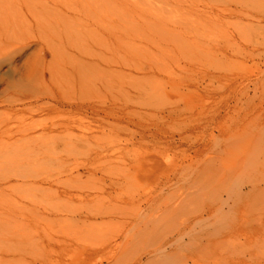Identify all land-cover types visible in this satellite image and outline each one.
Masks as SVG:
<instances>
[{
	"label": "rangeland",
	"instance_id": "374dc122",
	"mask_svg": "<svg viewBox=\"0 0 264 264\" xmlns=\"http://www.w3.org/2000/svg\"><path fill=\"white\" fill-rule=\"evenodd\" d=\"M70 57L82 63L95 59L91 77L84 75L111 86L102 82L100 89L93 82L99 91L68 89L72 72L64 67L71 66ZM74 67L77 77L83 68ZM20 78L62 99L116 108L121 118L83 113L92 133H71L93 135L88 143L66 132L57 139L19 140L17 130L30 127L36 136L66 117L17 113L24 107L9 102L19 95ZM69 138L74 141L67 143ZM4 175L12 187L8 217L0 221V259L10 264L46 259L115 264L117 245L127 256L117 263L131 264L152 248L138 233L143 220L148 213L157 216L167 201L174 208L183 204L178 210L184 214L177 211L172 219L185 233L182 239L173 229L160 233L172 243L164 256L191 258L182 264H264V192L234 202L230 214L224 204L227 192L245 193L246 182L260 179L256 184L264 185V0H0V178ZM63 189L86 199L65 202ZM109 209L110 216L85 222L64 215ZM47 236L71 247L47 255L36 244ZM94 247L99 253L85 259L83 251ZM162 260L143 256L141 264L176 259Z\"/></svg>",
	"mask_w": 264,
	"mask_h": 264
},
{
	"label": "bare ground",
	"instance_id": "6f19581e",
	"mask_svg": "<svg viewBox=\"0 0 264 264\" xmlns=\"http://www.w3.org/2000/svg\"><path fill=\"white\" fill-rule=\"evenodd\" d=\"M52 55V57L54 56L52 53H50V56ZM93 55V54H92ZM92 55H90V56H92ZM51 57V58H52ZM51 58H50V62H51ZM53 58H55V56L53 57ZM56 59V58H55ZM54 59V60H55ZM72 58L70 57V62H68V65L70 64L71 66H69V69L67 70V69H65V68H67V67H64V70H65V72L66 73H71V78H70V80L69 81H67V82H69L68 83V89H72V88H74V87H76V89L74 88V90H77V87L79 88V91L81 90V93H82V91L83 90H88L87 88H89V90L91 89V90H93V88H95V84L93 83V82H96V81H94L93 79H94V77H93V79L92 78H89V77H91L90 76V74L92 73V69H89L90 67V65H92V63L94 62V64H95V59H94V61L92 62V61H87V63L85 62V63H82L83 61H79V62H81L82 64H73L74 62H76V63H79L78 61H72L71 60ZM57 60V59H56ZM55 60V61H56ZM53 61V60H52ZM54 61V62H55ZM62 61V60H61ZM102 61V60H101ZM67 62V61H66ZM66 62H65V64H66ZM104 62V61H103ZM97 63H98V61H97ZM63 64H64V62H63ZM74 65H76V67H78L79 69L80 68H83V70H84V68H85V71H87L88 69L90 70V72H89V70H88V72H84L83 73V70L81 69L80 70V75H78L77 74V77H74V75H73V73L75 72V71H72L71 70V68L74 70V69H76L75 67H74ZM98 65V64H97ZM94 65H92V67H93ZM96 66V65H95ZM71 67V68H70ZM97 67V66H96ZM95 67V68H96ZM15 68V67H14ZM77 68V69H78ZM97 68H99V67H97ZM96 68V69H97ZM96 69H94L95 71H96ZM63 70V71H64ZM67 70V71H66ZM69 70H71L70 72H69ZM99 70V69H98ZM102 70V68H100V73L103 71H101ZM105 70V69H104ZM14 71H17V69L16 70H14ZM14 71H13V73H14ZM81 71H82V73H81ZM97 72V74H99V72L98 71H96ZM65 73V74H66ZM85 73H90V74H88L89 75V77H86V75H84ZM106 73V72H105ZM62 74V73H61ZM75 75H76V72L74 73ZM82 74H83V76H82ZM94 74V73H93ZM92 74V75H93ZM102 74V73H101ZM95 75V74H94ZM104 75V73L102 74V76ZM65 76V75H64ZM66 76H67V74H66ZM79 76V77H78ZM81 76V77H80ZM96 76V75H95ZM86 77V78H85ZM99 77H101L100 75H99ZM22 78V77H21ZM21 78H20V80H17V82H16V84H15V89H17L16 91H18L19 92V95L15 98V99H13L12 101L10 100V102H9V104H10V106H11V104H13V106H15L14 104H16V105H21V107L23 106L24 108H22V109H18V110H16L17 111V113H23V112H25V111H28V112H31V113H34V112H38L39 110L40 111H46V112H57V113H61V114H65L66 115V117H65V119H63V118H61V119H63V120H61L60 119V121L59 122H53V123H51V125L49 126V127H46V128H42L41 129V132L39 133V134H36V136H33L32 134H33V129L32 128H30V127H24V128H22V129H20V130H17L16 132H20V134H21V137H20V139L19 140H31V139H35V138H40L41 139V137H43V139H44V137H54V139H57V137H62V134L61 133H64V132H66V133H68L69 135H70V137H72L74 140L75 139H77V141H79V142H87L88 143V141L93 137V135H91V136H88V135H85V134H79V135H74V134H72L71 132H72V130L74 131V129H77V130H80L79 132H82V131H84L83 129H85V132L87 131V132H91L92 131V129L91 128H85L84 127V125H83V123H85V120L87 119L85 116H82L83 115V113L85 114V113H87L88 111H91L95 116H96V118H98V117H100L99 119L100 120H105V119H109V117L111 116H113L114 118H118V119H120L121 117H118L117 115H116V110H114V109H116V108H112V109H102V110H99L98 108H96L95 107V105H92V104H90V103H85V102H78V101H75V99H62V97L61 96H56V94L55 93H53V92H50V93H44L43 91H38V90H36L35 88H33V87H31V86H29L27 83H23L22 82V80H21ZM26 78V77H25ZM24 78V79H25ZM49 80L51 81L52 79H51V77L49 76ZM62 78H64V77H62ZM76 78H78V79H76ZM97 78H98V75H97ZM103 77H101V79H102ZM65 79V78H64ZM68 79V78H67ZM27 80V79H26ZM29 80V79H28ZM93 80V81H92ZM103 80H104V78H103ZM65 81V80H64ZM102 81V80H101ZM106 81V80H105ZM56 81H54V83H55ZM59 82V81H58ZM100 82V81H99ZM104 84L103 85H105V82L104 81H102ZM102 82L100 83L101 85H102ZM107 82V81H106ZM98 82H96V84H97ZM108 83V82H107ZM56 84H58V83H56ZM63 84V83H62ZM67 84V83H66ZM100 84L98 83V85L100 86ZM106 85H108V86H106ZM105 86L106 87H110L111 85L108 83V84H106ZM110 85V86H109ZM98 86V87H99ZM36 87V86H35ZM61 88V87H60ZM59 87H58V89H60ZM66 88V87H65ZM105 88V87H104ZM67 89V90H68ZM95 89H97V91H99V88H95ZM94 89V91H96ZM100 89H101V86H100ZM106 89V88H105ZM47 90V89H46ZM74 90H73V92H74ZM6 91V90H5ZM4 91V92H5ZM78 91V90H77ZM109 90H107V92H108ZM80 93V92H79ZM61 97V98H60ZM46 99L47 101H43V99ZM113 100V99H112ZM114 102V101H113ZM117 103V102H116ZM114 104H115V102H114ZM119 105V103L117 104V106ZM122 105H125L124 103H122ZM112 106V105H111ZM121 106V105H120ZM103 107V106H102ZM124 107V106H123ZM101 109V108H100ZM119 111V110H118ZM102 113V115L103 116H101V115H99V113ZM22 116V115H21ZM62 117V116H61ZM125 117V116H124ZM134 117V116H133ZM128 118V117H127ZM30 119H31V117H30ZM59 119V118H58ZM57 119V120H58ZM125 119V118H124ZM91 122H92V120H91ZM31 124V123H30ZM136 124V123H135ZM103 126H100V128H102ZM115 127V126H114ZM40 128V127H39ZM105 128V127H104ZM105 131V130H104ZM92 133V132H91ZM61 134V135H60ZM90 134V133H89ZM58 135H60V136H58ZM69 137V136H68ZM39 139V140H40ZM42 139V140H43ZM51 139V138H50ZM50 139H46V140H50ZM70 139V140H69ZM68 140L69 141H67V143H70L71 142V140H72V142L74 141L73 139H71V138H69ZM37 140V139H36ZM52 140V139H51ZM59 140H60V138H59ZM53 141V140H52ZM77 141H75L74 143H77L78 144V142ZM90 141H93V140H90ZM71 142V143H72ZM263 142V141H262ZM39 143V142H38ZM56 143V142H55ZM74 145V144H73ZM79 145H81V144H79ZM13 149V148H12ZM35 150V149H34ZM44 151V150H43ZM260 154V153H259ZM26 155V154H25ZM35 156V155H34ZM261 156H263V154L261 155ZM26 157V156H25ZM72 170L70 171V176L72 175ZM11 178V177H10ZM10 178L8 177V176H6V175H4L2 178H0V198H2L1 200V202H0V221H2L3 222V220H6V217H8V213H9V210H8V207H7V205H6V199H7V192L10 190V188L12 187L11 186V183H10ZM19 178V177H18ZM71 178V177H70ZM258 178V177H257ZM249 179V178H248ZM262 179V178H261ZM69 181V180H68ZM259 181H260V179H259ZM258 181V182H259ZM258 182H256V183H258ZM255 182L254 183H252V182H249L248 184H247V182L245 183L246 184V188H247V191L244 193V192H242L241 190H238L237 192H235V191H233L234 193L233 194H229V192H227V197H226V199L224 200V204H225V207H226V209H227V212L229 213L231 210H233V205H235L236 203H234V202H237V201H241L242 199L244 200V198H248V197H250V196H256L257 194H259V192L262 194V192H264V185L262 186V187H260V184H256ZM54 184H56V182L54 183ZM117 185V183L116 182H113V183H111L110 184V187L112 188V187H114L115 188V186ZM119 185V184H118ZM26 186V185H25ZM33 186V185H32ZM49 186H51V184H49ZM53 186V185H52ZM51 186V187H52ZM29 188H30V186H29ZM41 188V187H40ZM244 188V187H243ZM41 189H43V187L41 188ZM241 189H242V187H241ZM45 190H47L46 192H48V191H51L50 189H46L45 188ZM44 190V191H45ZM243 190V189H242ZM35 191H37V190H35ZM55 191V190H54ZM53 191V192H54ZM231 191V190H230ZM45 192V193H46ZM57 192V191H56ZM62 192V199L65 201V202H71V201H73L74 199L75 200H77L76 198H84V196H79V195H73L72 193H71V191H69V190H66V189H63V191H61ZM232 193V192H231ZM47 194V193H46ZM53 194V193H52ZM55 194V193H54ZM59 194V196H61L60 195V193H58ZM56 195V194H55ZM54 195V196H55ZM167 195V194H166ZM169 195H170V193H169ZM168 195V196H169ZM172 195H173V193L171 194V197H172ZM48 197H49V194L47 195ZM46 196V197H47ZM53 196V198H55ZM184 196V195H183ZM192 196V195H191ZM260 196V195H259ZM258 196V197H259ZM51 197H52V195H51ZM89 197V196H88ZM88 197H87V199H88ZM262 197L263 196H261V199H262ZM59 198V197H58ZM58 198H56V200L58 199ZM61 198V197H60ZM165 198V197H164ZM264 198V197H263ZM48 199V198H47ZM73 199V200H72ZM85 199H86V196H85ZM97 199H98V197H97ZM163 199V198H162ZM51 200V199H50ZM60 200V199H59ZM63 200H61V201H63ZM90 200H92V199H90ZM96 200V199H95ZM94 200V201H95ZM149 200V199H148ZM246 200V199H245ZM263 200V199H262ZM31 201V200H30ZM78 201V200H77ZM80 201V200H79ZM81 201H82V199H81ZM97 201V200H96ZM99 201V200H98ZM97 201V202H98ZM147 201V200H146ZM179 201V200H178ZM254 201V200H253ZM260 201V200H259ZM83 202H84V200H83ZM168 202V201H167ZM166 202V204H164V205H162V208H160V210L158 211L159 213H158V215L156 216H153L152 215V213H151V215H148L147 214V216H149V218H145L146 220H145V223H144V220H143V224H142V227L140 228V227H138V228H140V230H139V232L138 233H141L144 237V239H143V242H145L146 244H148L150 247H152L151 249H146L144 252H143V255H139V256H137V257H135V258H132L133 260L130 262L131 264H141V260H142V257L143 256H147L148 258H149V260L150 261H154V263H155V261H157V260H161V259H164L165 261H167V260H169V259H172L173 257H175V259L177 260V262H176V260H174L177 264H182V262L183 261H191V258H189V257H186V256H184V257H178V255H176L175 253H171V254H166L165 256L163 255V253H167V249H168V247H170L171 245L170 244H172V243H170V241H171V239L169 238V237H167V236H164L163 238H162V236H160V233L161 234H163V233H170V230H171V232H172V229H173V232H175L176 233V235L178 236V237H180V239H182V236H184V230H183V226L182 227H176V226H174L173 225V222H174V219H172L173 217H174V215H176L175 214V212L177 213V211L178 212H180V214H184L183 213V211H180V210H178V209H182V207L183 206H181V205H183V204H181V203H183V201L182 202H179V204H181L180 205V208H179V206L177 207H171V206H175V204H172L171 206H169L168 205V203ZM86 203H88V202H86ZM92 203V202H91ZM94 203V202H93ZM239 203V202H238ZM237 203V204H238ZM259 203V202H258ZM261 203H263V202H261ZM29 204H33V203H30L29 202ZM131 204V203H130ZM153 204V203H152ZM186 205V204H185ZM29 206V205H28ZM151 206V205H150ZM156 206V205H155ZM102 207V206H101ZM116 207V206H115ZM161 207V206H160ZM105 208V207H104ZM113 208V207H112ZM117 208V207H116ZM115 208V209H116ZM128 208V207H127ZM130 208H131V206H130ZM152 208V207H151ZM93 209V208H92ZM96 209V208H95ZM106 209H108V208H106ZM94 210V209H93ZM97 210V209H96ZM101 210H103V209H101ZM123 210V209H122ZM32 211H33V209H32ZM104 211V210H103ZM109 211H110V209H109ZM109 211H107V212H102V211H98V212H93V211H91V210H85V212H83V213H78V214H75L74 212V214L73 213H70V214H67V213H69V212H67V213H65L64 215L66 216V217H69L70 219L71 218H74V217H76V219L78 218V219H80V218H84V221L83 222H85V221H87L88 219H89V217H92V219H94V220H96V219H98V218H100V219H102V218H104V217H106L107 215H109V213H111L112 212V210L109 212ZM147 211V210H146ZM145 211V212H146ZM29 212V211H28ZM120 212V211H119ZM148 212V211H147ZM226 212V213H227ZM112 213H114V212H112ZM122 213V212H121ZM116 214V213H115ZM114 214V215H115ZM117 214H119V213H117ZM123 214V213H122ZM122 214H120V215H122ZM179 214V213H178ZM222 214H224V212H222ZM230 214V213H229ZM53 217H56L57 215H58V213L57 212H55V213H53L52 212V214H51ZM113 215V216H114ZM143 215V214H142ZM47 216V215H46ZM110 216V215H109ZM109 216H108V218H109ZM111 216H112V214H111ZM151 216V217H150ZM125 217H126V215H125ZM145 217V216H144ZM176 217V216H175ZM184 217V216H183ZM45 218V217H44ZM47 219V218H46ZM176 219V218H175ZM140 220V219H139ZM138 220V221H139ZM141 221V220H140ZM139 221V222H140ZM185 221H186V219H185ZM82 222V221H81ZM142 222V221H141ZM158 222H161V224H158ZM176 222V221H175ZM6 225V224H5ZM181 225H183V223L181 224ZM7 226V225H6ZM141 226V225H140ZM3 227V226H2ZM4 228V227H3ZM193 228V227H192ZM261 229V228H260ZM138 231V230H137ZM192 232V231H191ZM258 232V231H257ZM5 233V232H4ZM138 233H136V234H138ZM174 233V234H175ZM187 233H190L189 231L187 232ZM193 233H195V232H192L191 234H193ZM1 234V233H0ZM5 234H8V233H5ZM197 234H199V233H197ZM139 235V234H138ZM158 235H159V237H158ZM165 235V234H164ZM169 235V234H168ZM190 235V234H189ZM175 236V235H174ZM1 238V237H0ZM4 238V237H3ZM5 239V238H4ZM172 239H174V238H172ZM185 240V239H184ZM181 241V240H180ZM190 242V241H189ZM188 242V243H189ZM8 243V242H7ZM156 243H158L156 246H155V244ZM36 244L39 246V248L41 249V251L43 252V253H47V255L50 253H53V255H58V251H56V247H59V248H62L64 251H65V249L66 248H70L71 247V242H69V241H66V240H58V239H55V238H53V237H43V238H41V239H39V241H37L36 242ZM145 244V245H146ZM175 244H176V242H175ZM175 244H174V247H175ZM190 244H192V241H191V243H189V245ZM194 244V243H193ZM5 245H6V243H5ZM73 245V244H72ZM178 245V244H177ZM182 245V244H181ZM181 245H179V246H181ZM184 245V244H183ZM187 246V245H186ZM190 246H192V245H190ZM199 246V245H198ZM184 247V246H183ZM193 247H195V246H193ZM93 248V247H92ZM119 249V251L118 252H116V253H114L113 255H112V261H114V263L115 264H118L120 261L122 262L124 259H126V253H124L125 251H123V249H124V246L123 245H117L116 246V249ZM190 248V247H189ZM170 249H172L171 247H170ZM186 249H187V247H186ZM63 250H61L62 252H64ZM160 250V253H161V255L159 254V253H157V254H159L160 256H156L155 254V252H157V251H159ZM177 250V249H176ZM200 250V249H199ZM84 253V255H85V259H87V260H89V259H91L92 258V256H94V255H96V254H98L99 253V251H98V249L96 250L95 249V247H94V249H85L84 251H83ZM152 253H155V254H152ZM199 253V252H198ZM52 255V254H51ZM192 255V254H191ZM190 255V256H191ZM164 260H162V261H164ZM48 261H49V259L47 260L46 259V261L45 260H42V261H36V260H32V261H30V262H28L27 264H48ZM54 262H57V261H55V260H53ZM173 260L171 261L170 260V262L171 263H175ZM10 262H11V260H9V259H7V258H3V259H0V264H2V263H4V264H10ZM118 262V263H117ZM145 263H146V261H144ZM144 263V264H145ZM157 263V262H156ZM55 264V263H54ZM142 264H143V261H142ZM168 264V263H167Z\"/></svg>",
	"mask_w": 264,
	"mask_h": 264
}]
</instances>
